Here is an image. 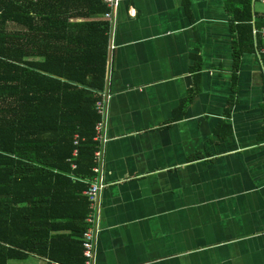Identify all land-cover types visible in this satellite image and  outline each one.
I'll return each mask as SVG.
<instances>
[{
    "label": "crops",
    "instance_id": "0c3cea01",
    "mask_svg": "<svg viewBox=\"0 0 264 264\" xmlns=\"http://www.w3.org/2000/svg\"><path fill=\"white\" fill-rule=\"evenodd\" d=\"M226 1L120 0L93 264H264L262 42L234 72Z\"/></svg>",
    "mask_w": 264,
    "mask_h": 264
},
{
    "label": "trees",
    "instance_id": "16d2710c",
    "mask_svg": "<svg viewBox=\"0 0 264 264\" xmlns=\"http://www.w3.org/2000/svg\"><path fill=\"white\" fill-rule=\"evenodd\" d=\"M226 8L236 72L240 54L254 49L250 0H227ZM106 10L102 0H0V264L28 255L83 264Z\"/></svg>",
    "mask_w": 264,
    "mask_h": 264
},
{
    "label": "built area",
    "instance_id": "2783aa9c",
    "mask_svg": "<svg viewBox=\"0 0 264 264\" xmlns=\"http://www.w3.org/2000/svg\"><path fill=\"white\" fill-rule=\"evenodd\" d=\"M102 2L106 6V11L103 14V17L111 23L114 19L115 12L118 8L120 0H102ZM262 4H264V0H260ZM252 33H260L262 39V46L259 50V58L262 63V70L264 73V26L258 32L255 29H252ZM109 95L105 90L101 92V99L95 103V109L101 116L100 121H98L95 125V136L94 140L98 142V148L94 152V161L95 165L92 168L94 173L92 179L89 182L88 188L83 191V194L86 196L88 200V213L85 218V222L87 224V228L82 235V256H83V264H93L94 263V254H95V241L97 237V233L99 230V195L101 190L106 185V180L103 175L102 169V158H103V145L105 142V137L103 135V130L105 126V118H106V108L107 101ZM76 150H74L73 155H75ZM74 167V165H72Z\"/></svg>",
    "mask_w": 264,
    "mask_h": 264
},
{
    "label": "rangeland",
    "instance_id": "374dc122",
    "mask_svg": "<svg viewBox=\"0 0 264 264\" xmlns=\"http://www.w3.org/2000/svg\"><path fill=\"white\" fill-rule=\"evenodd\" d=\"M256 8H258V9H263V10H264V4L257 3V4H256ZM10 261H11V262H14V263L17 262V260H10Z\"/></svg>",
    "mask_w": 264,
    "mask_h": 264
}]
</instances>
